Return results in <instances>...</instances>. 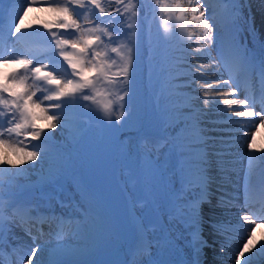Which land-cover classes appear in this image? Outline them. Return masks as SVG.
Masks as SVG:
<instances>
[{"label":"bare ground","instance_id":"6f19581e","mask_svg":"<svg viewBox=\"0 0 264 264\" xmlns=\"http://www.w3.org/2000/svg\"><path fill=\"white\" fill-rule=\"evenodd\" d=\"M39 1L41 2L37 6L33 5L24 15L23 21H19L26 27L22 28L16 36H12L11 32L15 28L14 21H18L17 14L25 7V4L21 6L24 0H0V20L1 16L5 18L0 22V53L6 54L13 50L18 53L22 46L21 41L28 43L32 40V48L45 41L50 44L49 33L44 29L43 24L53 20V13L41 9L42 7L46 8L50 1L53 3L56 0H49L48 3V0ZM245 1L249 14L246 27L240 21V12L234 0H229V9L223 6L214 9L210 6L211 0H205V4L209 5L206 15L210 18L215 17L212 22L217 25V37L221 35L222 29L228 34L229 39L220 53L218 68L205 71L203 75L196 73V69L200 64H203L207 69L209 61L201 48L198 28L188 25L182 29L173 15V21L179 25L182 34L180 36L181 48L176 54L170 73L175 88L173 89L175 93L172 103L177 113L170 121L168 131L172 138L171 147L175 148L177 152L178 170H182L185 181L193 186L186 188V192L193 194L192 196L197 202L210 199L219 204L239 203L240 207L234 208V210L225 207L212 208L209 212L199 210L197 226L189 229L190 234L195 235L190 240L183 233L176 234L169 226L170 222L161 220L160 231L156 235L162 238L161 242L164 246L161 250L163 253L157 257L158 261L163 263L170 258L164 252L168 247L179 252L186 263L192 260H197L198 264H220L217 262L219 259L222 262L234 261L237 255L234 251L242 244L239 242L240 239L243 241L248 239L247 236L253 227V221L245 210H249L256 218L264 217V131L262 128L264 123L261 122V117H264V104L256 101L259 88L263 84L251 82L253 78L260 79L259 64L261 58H264V55L255 48L251 39V33L264 35V0ZM172 2L173 0H170V3ZM183 2L186 3V0ZM189 32L192 33L191 36H189ZM198 49H201L199 54L203 58L196 61L190 53L196 54ZM32 51L34 52V50ZM219 52L220 50L214 45L211 54L216 56ZM238 52L246 53L247 62L241 55H238ZM35 55H39L40 60H43L45 57H52L53 52L50 49L47 54L38 52ZM54 67L57 71H61L60 68L62 69L66 65L56 63ZM4 71H9V68H4ZM194 73L197 75V82L193 87L190 85V81ZM224 80L229 81V86L219 87L218 82ZM233 87L236 89L235 92H232ZM205 89L210 98V104L207 106L203 103ZM225 93L231 94L225 95ZM245 98L249 100V105L241 106L239 103L225 105L223 103L224 100L239 101ZM252 106L261 110L260 116L238 117L235 115L239 111L247 110L255 113ZM72 107L74 105L69 104L64 108V114L67 115L68 111L66 112V110ZM0 112L4 113V115H0V122H3L6 111L2 106H0ZM63 121L69 124L75 123V119L71 115H67ZM45 122L46 120H37L41 128L52 133L51 138L47 141L53 144L60 141L61 135L57 129H47ZM178 134L179 139H176ZM16 139L23 141L22 146L29 147L37 144L35 141L24 140L23 137ZM248 143H254L255 147L249 149ZM0 160L4 161V163H0V222L3 223L4 232L3 242H1L4 247L0 249V260L25 264V258L32 255L31 249L42 247V252L38 251L34 256L35 264H41V261H44V264H49V262H53V264H93L90 261L94 258L90 255L81 258L74 256L75 249L84 247L89 242L86 235L87 230L79 227V225L85 224L82 220L86 219V215H78L80 221L74 225V232L67 241L54 240L52 237L58 233L56 229H50L51 225L49 224L46 229L42 227L47 237L40 240L36 246H32L35 240L29 237L28 233L34 235L40 232L38 231L40 228L38 229L37 225L32 223L33 220L42 218L44 212L47 214L56 213L55 210H51L46 201L48 194L52 193V189L46 188L45 196L33 197L31 195L32 184L38 189L43 186L41 179L44 177L46 162L43 161L36 167H33V162L21 164L13 150L5 145H0ZM9 160L13 163H7ZM31 163L32 165H30ZM28 165L35 169L32 175L26 171ZM20 175L21 177H19ZM22 176L26 177L25 180L22 179ZM29 196H31L30 199H28ZM252 206L255 209H252ZM65 210L54 214L57 226L64 225L66 216L71 217L69 209ZM30 213H32L31 217H29ZM11 216L17 217V219L23 216L29 224H16L15 222L10 224ZM245 216L248 217L247 221L243 219ZM208 219L215 221V227ZM213 230L221 231L223 235L215 234L216 231ZM201 232L205 235L200 236ZM154 235L152 230H147L139 236L131 253H129V247L122 249L120 254L124 257L120 260V264H128L125 260L126 256L136 258L138 247L141 244H150L156 238ZM252 237L254 240L249 244L247 264H264V219H260L255 236L252 235ZM211 243L221 246L222 249L230 250V253L225 255L217 248V253L224 255L223 258H215L214 252H211L210 248L206 246ZM15 251H19L21 255L14 258ZM153 258L154 254L152 253L146 259L138 262L145 264L146 261ZM198 259L203 260L198 261ZM240 261L241 264L246 263L243 258Z\"/></svg>","mask_w":264,"mask_h":264},{"label":"rangeland","instance_id":"374dc122","mask_svg":"<svg viewBox=\"0 0 264 264\" xmlns=\"http://www.w3.org/2000/svg\"><path fill=\"white\" fill-rule=\"evenodd\" d=\"M105 1L113 2L115 9H119L120 13L125 14L124 22H118V18L113 19L116 17L115 9L105 10L106 13H112L111 17L101 16L99 10L95 9L94 12L88 13V18L94 21L88 25L89 27H95L97 23L102 29L109 31L114 26L117 30L122 27V39L119 43L134 49L136 47V34L137 32L140 34L141 45L137 56V73L132 84V96L130 99L126 97L131 107V115H127V108H120L117 105V113L119 111H125L126 113V116L122 117L123 123L118 124L115 122L114 117L112 121H108L96 105H92L90 110L85 111L78 104L70 103L75 108L67 109L66 114L71 115L75 119V123L60 122L63 124L62 128H57L61 135L60 141L54 142V144L45 141L41 144L29 146L30 150L38 152V160L36 163L33 162V167L43 161L46 162L45 166H48L47 169L45 167L44 177L41 179L43 186L38 189L32 184L31 195L33 197L45 196L47 189H52V193L48 194L46 201L51 210H55L56 213L47 214L44 212L42 218L34 219L32 223L35 226L37 225L38 229L40 228L38 230L40 232L34 235L28 233V235L35 240L32 246H36L40 240L47 237L42 227L46 229L50 224V229H56L58 234L49 237L58 241H67L68 237L74 232V225L80 221L78 215H86V219L82 220L84 223L90 221L93 216H98L102 220L103 226L99 229H87L86 235L89 242L84 247L74 250L76 258L90 255L94 258L90 261L93 264H120V260L124 257L120 254V251L129 247V253H131L139 236L147 230H152L156 238L150 244H146L148 254L137 255L136 258L126 256L125 260L128 264H131L133 260L146 259L153 253L154 258L145 262V264H153L154 261H158V257L163 253L161 250L164 245L157 246V241H161L162 238L156 235L160 231L161 220L170 222L169 226L176 234L183 233L190 240L195 235H191L189 229L197 226L199 210L209 212L210 209L219 207L234 210V208L240 207V204H219L210 199L197 202L192 196L193 194L186 192V188L191 185L183 178L182 170H178L177 152L175 148L171 147L172 138L169 136L168 131L170 121L177 113L172 103L175 93L173 89L175 88L170 73L176 54L181 48L180 36L182 34L179 25L173 21L174 17L168 19L160 10L156 0H121L120 4H116L115 0H99L101 6ZM234 1L240 12V21L246 27L249 18L246 1ZM40 2L38 0L34 6H37ZM166 2L171 4L170 0H166ZM23 5L24 2L21 6ZM88 7L91 8L92 6L89 5ZM3 20L5 18L1 16L0 22ZM165 27L168 29L167 32ZM143 30L150 32L148 42L146 39L143 41ZM67 38L71 39L72 37ZM108 39V37H105L106 41ZM251 39L258 52L264 55V35L251 33ZM31 41H28V43L21 41L22 46L18 51L19 54L26 55L29 59L40 60L41 58L39 55L36 56V53L47 54L50 49L54 48V45L50 46L46 41L41 42L43 45L37 43L38 46L32 48ZM111 46L116 45L112 44ZM147 51H150V57H148L149 55L146 56ZM111 55L113 59L116 58L115 54ZM60 70L62 71L61 68ZM145 75H147L146 80H143ZM147 79L150 80L149 84ZM258 79L253 78L251 82L258 84ZM148 85L151 86L150 90L147 89ZM112 90L120 95L128 91L125 88L124 92H120L119 87ZM252 108L255 112L262 113L256 106H252ZM56 114L59 115V113ZM5 115H8L7 112H5ZM67 115L64 114L65 118ZM45 125H48L47 120ZM262 128L264 131V126ZM41 152L46 154L43 159H40L39 156ZM59 157L68 158L70 162L63 169L57 171L56 161ZM112 168L116 169L118 182L127 197L125 205L119 208H116L100 193L104 175ZM34 170L29 165L26 169L27 173L31 175ZM147 173L154 174L151 193L144 182ZM25 178V176H22L23 180ZM177 197L180 198L179 201L176 200ZM30 198L31 196L28 197V199ZM174 203L181 205L195 204V216L188 210L173 218L171 209ZM65 209H69V213L73 218L66 216L64 225L57 226L54 221V214L66 211ZM245 212L253 221L252 228L255 231L251 229L252 234L250 233L251 243H253L252 235L255 236L260 219L254 217L247 209ZM31 215L32 213L29 214V217ZM20 217L17 219V217L11 216L10 224L11 222L29 224L23 219V216ZM208 221H211L215 227V221L209 219ZM213 231H216L215 234L223 233L218 230ZM201 235L205 234L201 232ZM246 241L247 238L244 241L240 239L239 242L242 244L234 251L237 255L239 251L243 250L242 245ZM1 242H3V239H0V249L4 247ZM206 246L210 248L211 252H214V257L217 259L223 258L224 255L218 254L217 248L225 255L230 253V250L222 249L221 246L215 243ZM164 252L170 258L163 264H198L197 260L186 263L179 252H176L172 247H168ZM15 253L14 258L21 255L19 251H15ZM248 256L249 251L247 250L245 255L239 259L243 258L246 261L244 264H247ZM236 257L235 260L233 259L234 261L222 262L219 259L217 262L220 264L228 262L236 264ZM0 262L2 264H12L7 260H0Z\"/></svg>","mask_w":264,"mask_h":264},{"label":"snow or ice","instance_id":"6c2138e0","mask_svg":"<svg viewBox=\"0 0 264 264\" xmlns=\"http://www.w3.org/2000/svg\"><path fill=\"white\" fill-rule=\"evenodd\" d=\"M38 0H24L25 7L18 13V21H14L15 28L11 35L16 36L24 25L19 22L23 21L24 15L30 8L36 4ZM116 4H120L121 0H115ZM160 10L168 19L175 15V19L180 23L183 29L188 25L196 26L199 32V42L206 59L209 61L208 68L205 69L203 64L196 69V73L203 75L205 71L217 69L220 63V53L229 36L221 28V35L217 37V25L212 20L215 17L206 15L209 5L205 4V0H173L171 4L166 0H156ZM92 7L89 8L88 6ZM211 7L223 6L229 9V0H211ZM99 10L101 16H112V13H106L105 8L101 6L99 0H56V2L47 4L46 8L42 7V11L46 10L53 13V20L43 24L50 37V46L52 48V57H45L43 60L29 59L23 54H18L14 50L0 53V106L7 112V116L3 122H0V145H5L13 150V153L20 159L21 164L25 162H36L38 160V152L30 150L27 146H22L23 141L16 138L23 137L29 142L35 141L37 144L43 143L51 138L52 133L41 128L37 120H47V129L56 130L63 127L60 123L65 119L64 108L70 103L78 104L82 110L88 111L92 105H96L103 113L108 121L122 124V117L126 116L125 111L116 112V106L127 108V115H131V107L126 97L132 96V84L137 73V56L141 45L140 34H136V47H126L121 45L119 41L122 39L123 28L120 30L114 26L112 30L102 29L97 23L95 27L88 25L94 21L88 18L89 12ZM117 19L120 16L119 9L114 10ZM83 17V22H82ZM71 30V31H70ZM165 31L168 29L165 27ZM192 33L189 32V36ZM67 37H72L71 39ZM105 37L109 39L106 41ZM167 39V38H166ZM115 44L116 46H111ZM220 50L219 54L213 56V46ZM190 53L194 60L199 61L203 57L199 54ZM111 54H115V59ZM247 62L246 53H239ZM60 63L66 65L62 71H57L54 64ZM9 68L5 72L4 68ZM259 72L261 83L264 84V58H261L259 64ZM193 74L190 81L191 86H195L197 75ZM31 81V82H29ZM218 86L228 87L229 81H219ZM119 87L120 92L128 91L123 95L117 94L112 89ZM236 89L233 87L232 92ZM231 93H225L230 95ZM203 103L207 106L210 104L209 93L204 90ZM225 105L239 103L241 106L249 105L247 98L239 101L224 100ZM56 113H59L57 115ZM0 115H4L0 112ZM238 117L260 116V112L251 110L239 111L235 113ZM231 119V117H228ZM264 123V117H261ZM6 137V138H5ZM176 139H179V134ZM34 146V145H33ZM247 147L252 149L254 143H248ZM46 154L39 153L40 159ZM69 159L59 157L56 161L57 171L63 169ZM0 163H4L0 160ZM7 163L12 164L9 160ZM154 174L147 173L144 182L148 186L151 193L153 187ZM179 197L176 198L179 201ZM190 210L193 216L196 213L195 204L174 203L171 209L172 216L182 215L185 211ZM248 220V217H243ZM260 219H264L261 217ZM103 226L102 220L98 216H93L90 221L80 228L87 230L89 228L99 229ZM142 228V226H141ZM153 230H155L153 228ZM226 230V229H225ZM252 231H255L252 228ZM3 223L0 222V239L3 238ZM251 243V234L243 243L242 251L238 252L236 264H241L240 257L244 256ZM59 246V242H58ZM157 246H163L161 241H157ZM146 245L141 244L137 249L138 255L147 253ZM41 248L31 249L32 255L25 258V264H35L34 256ZM2 264V262H0ZM44 264V261H41ZM53 264V262H49ZM131 264H139L137 260H133ZM153 264H163L162 261H154Z\"/></svg>","mask_w":264,"mask_h":264},{"label":"water","instance_id":"95a60500","mask_svg":"<svg viewBox=\"0 0 264 264\" xmlns=\"http://www.w3.org/2000/svg\"><path fill=\"white\" fill-rule=\"evenodd\" d=\"M101 194L109 199L116 207H120L126 202V195L118 182L116 169H111L104 176L103 185L100 189Z\"/></svg>","mask_w":264,"mask_h":264},{"label":"trees","instance_id":"16d2710c","mask_svg":"<svg viewBox=\"0 0 264 264\" xmlns=\"http://www.w3.org/2000/svg\"><path fill=\"white\" fill-rule=\"evenodd\" d=\"M102 7H104L105 8V10L107 11V10H113V9H115V5H114V3L113 2H110V1H105L104 3H103V5H102ZM120 13V12H119ZM125 14L123 13H120V16H119V18H118V22H124V19H125ZM145 30V29H144ZM143 30V35L145 34V31Z\"/></svg>","mask_w":264,"mask_h":264}]
</instances>
